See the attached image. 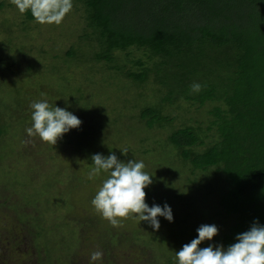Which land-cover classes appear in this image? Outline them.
Listing matches in <instances>:
<instances>
[{"label": "rangeland", "instance_id": "374dc122", "mask_svg": "<svg viewBox=\"0 0 264 264\" xmlns=\"http://www.w3.org/2000/svg\"><path fill=\"white\" fill-rule=\"evenodd\" d=\"M83 17L73 0L60 25L38 24L26 20L12 0H0V264H88L93 251L103 253L97 264H174L175 251L201 224H215L219 234L213 239L223 243L231 227L218 203L223 178L182 171L163 143L169 128L147 129L138 117L168 89L153 79L136 86L91 63L94 44L80 40ZM73 46L75 55L67 58ZM126 54L128 59L119 54L120 64L140 72L135 62H147L146 55L134 49ZM40 99L73 112L80 127L55 145L27 137L28 105ZM212 109L213 104L201 108L181 100L164 113L176 128L206 130ZM124 148L126 157L119 150ZM110 151L122 160L145 162L153 179L145 189L146 203H168L172 223L159 217L154 232L129 216L113 227L93 210L90 200L107 174L89 180L90 157Z\"/></svg>", "mask_w": 264, "mask_h": 264}, {"label": "trees", "instance_id": "16d2710c", "mask_svg": "<svg viewBox=\"0 0 264 264\" xmlns=\"http://www.w3.org/2000/svg\"><path fill=\"white\" fill-rule=\"evenodd\" d=\"M76 4L85 21L80 40L94 44L91 63L107 66L136 86L153 79L168 89L138 117L147 129L169 128L163 143L174 151L179 168L195 178H223L218 203L231 225L223 244L232 243L254 219L264 224V0ZM24 16L34 21L30 13ZM74 48L67 58L75 55ZM131 49L146 55L147 62H135L140 72L120 64L119 54L128 59ZM193 82L202 85L199 93L191 92ZM181 100L201 108L213 104L206 130L173 126L164 112Z\"/></svg>", "mask_w": 264, "mask_h": 264}, {"label": "clouds", "instance_id": "9594fccd", "mask_svg": "<svg viewBox=\"0 0 264 264\" xmlns=\"http://www.w3.org/2000/svg\"><path fill=\"white\" fill-rule=\"evenodd\" d=\"M20 14L30 13L38 24L60 25L73 8V0H12ZM202 85L193 82L190 90L199 93ZM31 126L25 129L29 138L38 137L43 143L55 145L57 140L73 129H78L82 121L67 110L50 106L46 99L29 103ZM121 156H127L128 149H119ZM91 170L88 179L106 173L90 200L93 210L107 220L113 227H118L121 218H132L144 222L154 232L160 228L159 217L169 223L174 221L173 212L168 203L162 206L146 203L145 189L153 184L152 176L144 169L143 160L135 158L122 160L114 152L108 155L92 154ZM196 235L175 251L174 264H264V224L254 219L247 230L238 232L233 242L224 245L214 241L219 234L215 224H201ZM206 246L201 247L205 244ZM103 253L93 251L88 257V264L102 262Z\"/></svg>", "mask_w": 264, "mask_h": 264}]
</instances>
